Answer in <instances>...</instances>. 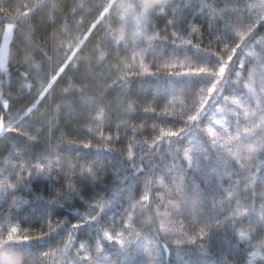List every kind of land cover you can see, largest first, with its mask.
Segmentation results:
<instances>
[{
  "label": "snow or ice",
  "instance_id": "6c2138e0",
  "mask_svg": "<svg viewBox=\"0 0 264 264\" xmlns=\"http://www.w3.org/2000/svg\"><path fill=\"white\" fill-rule=\"evenodd\" d=\"M0 264H264V0H0Z\"/></svg>",
  "mask_w": 264,
  "mask_h": 264
},
{
  "label": "trees",
  "instance_id": "16d2710c",
  "mask_svg": "<svg viewBox=\"0 0 264 264\" xmlns=\"http://www.w3.org/2000/svg\"><path fill=\"white\" fill-rule=\"evenodd\" d=\"M88 47L90 48L91 45L89 44ZM63 86H64V83H63V81H61V83L57 85V89H60V88H62ZM62 123H63V121H62ZM45 190H47L46 187H45ZM28 211H31V208H29ZM21 215H23V213H22ZM54 219H55V218H54ZM33 226H34V227H39L38 223H37V224H34Z\"/></svg>",
  "mask_w": 264,
  "mask_h": 264
}]
</instances>
